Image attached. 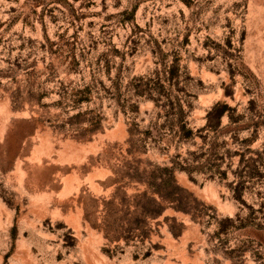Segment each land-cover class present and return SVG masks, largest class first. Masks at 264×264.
Segmentation results:
<instances>
[{
  "label": "rangeland",
  "instance_id": "rangeland-1",
  "mask_svg": "<svg viewBox=\"0 0 264 264\" xmlns=\"http://www.w3.org/2000/svg\"><path fill=\"white\" fill-rule=\"evenodd\" d=\"M0 264H264V0H0Z\"/></svg>",
  "mask_w": 264,
  "mask_h": 264
}]
</instances>
